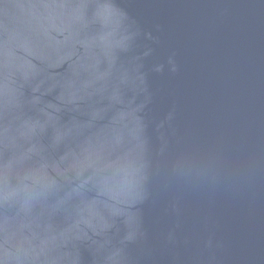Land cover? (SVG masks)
Returning a JSON list of instances; mask_svg holds the SVG:
<instances>
[{
    "label": "water",
    "instance_id": "obj_1",
    "mask_svg": "<svg viewBox=\"0 0 264 264\" xmlns=\"http://www.w3.org/2000/svg\"><path fill=\"white\" fill-rule=\"evenodd\" d=\"M0 264H264V0H0Z\"/></svg>",
    "mask_w": 264,
    "mask_h": 264
}]
</instances>
